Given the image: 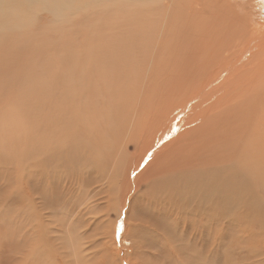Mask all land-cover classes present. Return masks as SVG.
<instances>
[{"label": "bare ground", "instance_id": "obj_1", "mask_svg": "<svg viewBox=\"0 0 264 264\" xmlns=\"http://www.w3.org/2000/svg\"><path fill=\"white\" fill-rule=\"evenodd\" d=\"M59 1L62 9L53 14L67 20L65 23L71 22V14L75 20L86 4ZM130 1L125 2L132 3L131 7L134 1L143 4L139 17L137 10H132V18L127 17V21L124 18L118 26L109 23V48L104 42L101 45L95 32L90 35L86 30L89 35L86 34L84 27L78 29L72 47L58 45L56 58L61 59L55 60L67 62V72L75 70L81 78L68 81L72 83L67 86L77 100L76 109L73 106L71 111L75 110V114L65 115V122L59 119L58 124L52 114L46 129L43 127L45 131L37 130L42 142H35L38 135L30 127L33 131L28 136L15 134L12 151L7 148L9 155L0 150V179L12 177L11 183L20 179L17 186L6 189L7 197L1 193L16 212L12 220L18 231V247L10 246V253H18L16 261L4 257L3 262L7 247L3 245L10 243L0 240V264H8V260L10 264H70L68 255L72 252L66 255L62 243L47 235L44 219L25 225L22 214L27 212L36 222L37 200L44 197V201L50 194L54 202L59 187L71 191L77 182L93 190L92 198L99 197V193L109 191L102 190L103 184L108 188L111 179L106 174L115 171L122 178L118 179L120 188L115 193L118 214L112 229L122 225L126 206L131 207L142 196H155L147 206L152 211L148 215L151 230L167 234L169 231L162 227L168 221L173 225L169 226L173 228L171 234L160 244L161 256H157L163 259L161 264H222L228 234L237 235L230 240V246L243 250L241 236L251 233L258 220L264 221V20L259 21L258 14L264 9V0ZM37 7L43 5L38 3ZM115 34L118 37L114 38ZM45 46L49 45L39 47ZM239 61L243 67L237 75ZM20 63L12 65L24 66ZM54 67L49 62L50 74ZM49 75L44 78L48 85L52 84ZM26 86L29 89L27 81ZM32 86L39 88L38 84ZM48 89V96L54 95L53 88ZM95 162L100 174L94 171ZM40 168L42 172L38 173ZM25 169L29 170L24 174ZM10 171L14 176L8 175ZM23 176L32 177V183L24 184ZM44 183L47 192L40 196ZM30 185L34 192L25 195ZM106 198L107 195L100 196L105 203L109 200ZM120 206L123 208L119 212ZM212 225L213 238L209 242L203 236ZM36 230L34 237L31 231ZM122 235L119 238L116 231L113 240H121ZM173 238L176 245L171 249ZM25 246L29 248L26 256ZM116 250L117 253L111 250L101 255L104 259L100 262L109 264L113 254L118 258L121 247ZM37 254L39 260H34ZM138 259L131 263L144 264ZM120 264L126 263L122 260Z\"/></svg>", "mask_w": 264, "mask_h": 264}, {"label": "rangeland", "instance_id": "obj_2", "mask_svg": "<svg viewBox=\"0 0 264 264\" xmlns=\"http://www.w3.org/2000/svg\"><path fill=\"white\" fill-rule=\"evenodd\" d=\"M74 1L75 3L80 2L81 4L85 2L86 4L82 6V10L78 13L77 15L78 17L75 20H74V15L72 14L69 15L71 16V18H73L71 22L69 21L71 23L70 25V23H65L67 22V20H65L63 17L58 18L53 14L62 9L60 8L61 6L59 0H43L40 2L36 0H0V150L4 151V153L7 155H9V152L7 151L8 147L10 148V152L12 151V145L14 142L13 138L15 134L21 133L23 137H25L26 135L28 136V134L31 131H33L31 130L30 127H34L35 128L34 134L36 135L38 133L37 130H42L43 132L45 131L48 123V119L49 120L52 119L53 116L57 117L56 120L58 124L59 122L66 120L65 115L71 114L73 116L75 114V110L74 112L71 111H73V108L76 109L77 100L73 97L72 94L69 93V90L71 88H68L67 86L70 83H72L68 81L78 80L80 78L79 77L80 75L75 73L76 72L75 70L74 71L70 70L69 72H67L66 70V67L68 65L67 62L66 63L63 62L64 63L63 64L55 60V59H61V57L56 58V56H58V49H57L58 45L63 43L64 45L68 44V47L70 46L72 47V45L77 41V36L79 33L78 29H83L82 27H84L86 34L90 32L89 34L91 35L93 32H95V35L96 34L98 35V36L96 35V38L98 37V41L100 39L101 45L104 42L103 45L105 46V48H109L112 44V37H109V34H107L110 24L113 23L118 26V24L121 23L120 21H122L124 18L125 21H127L126 20L127 17L128 19L132 18L130 16L132 10L133 11L137 10L136 16L138 19L139 14L141 12V10L139 11V9H141V7L143 6V4L134 1L135 3H133L132 6L134 8H132L131 7L132 3H130L131 2L130 0H129L130 2L128 3L125 2L126 0H123V2L126 3L127 7L123 5V2H118L119 0H117V2L116 0H74ZM38 3L42 4L43 7L42 8L37 7ZM120 6L123 8H121ZM110 9L112 10L110 11ZM258 14H259V21H261V19L264 20L262 18V16H264V9L259 10ZM107 17H109L110 19H108ZM62 20H64V22ZM80 20L81 23L79 24L78 21ZM261 22L264 24L263 21ZM139 23L142 24V21ZM102 28L105 29V31H103ZM86 30H88L89 32H87ZM98 32H101V36ZM101 37L104 38L101 39ZM116 37H118L117 34L114 35V38ZM20 38L22 41L20 40ZM105 40L110 42L107 41L105 42ZM117 40L118 38L116 39V42ZM44 45H49V46H45L44 49H41L40 47ZM64 45H61L60 47L67 50L70 49L66 46L64 47ZM44 50L46 51V53ZM94 50L92 51V53L94 52ZM28 51L32 52L30 56ZM26 52H28V54ZM45 54L47 55L46 60L43 57L45 56ZM93 54H95V52ZM49 55H51L52 58L49 57ZM71 56L73 55H70L68 57ZM53 60H55V62ZM15 62L18 63L21 62L20 64H22L23 62L24 66L20 67L18 65L17 66L12 65V63L14 64ZM45 62L47 65H45ZM49 62L54 63L56 66L54 67V71L51 72V74L48 72L47 69ZM242 67H243L242 61H239L235 71L237 75H239ZM56 68L59 69L58 71L59 73L57 72L58 69ZM223 71L224 70H222V75L224 74ZM47 74L48 75L50 74L49 76L52 79V81H50L48 78L47 80L52 82V84L50 83L48 85L47 81L45 80L46 79L45 76ZM231 74L232 73L230 72V74H227V76L229 77L231 76ZM216 76L219 77L220 75H216ZM26 81L28 82L29 89L26 86ZM33 83L34 85L38 84L39 88L34 89L32 86ZM41 83L44 84L42 85ZM59 85H61V87ZM6 86L9 88H7ZM48 86L53 88L54 95L52 94V96L54 97L48 96L49 94ZM5 87L7 89H4ZM67 103H68V107L66 106ZM70 104L73 105H71L70 107L69 106ZM59 119H61V121ZM47 133L48 130L45 133L46 136ZM40 134H37L39 139L37 138L35 142H42V140H40L41 139ZM12 157L14 156L12 155ZM27 159H28L27 168H29L30 159L28 157ZM13 164L14 163H9L8 165L12 166ZM95 164L96 166L94 171L100 174L99 165L97 162H95ZM6 170L8 171L9 169L6 168ZM28 170L25 169L23 173L25 174L26 172H28ZM41 172L42 169L40 168L38 170V173ZM8 175L14 176L13 171H10ZM106 175L109 176L111 179L107 182L108 188H106L105 184H103L102 190L109 189V191L107 193H99L98 195L102 197H105L107 195L106 199H109L107 203L101 201L100 196L92 198L91 194L93 190L87 189L88 187H85L84 183L82 182H77L73 184L71 191L59 187V189L57 190L56 201L51 202L50 194L46 195L47 187L46 184L44 183L45 186H43L42 195L40 196L43 195L46 196L44 201H43L44 197H41L39 200H37L38 203L37 211L39 213V217H37V221L33 222L30 219L28 213L24 212L22 214L24 221L22 222H24L25 225H27L29 222L32 225H35L38 222V220L44 219V226L46 224L48 225L47 235L49 234V236L55 238L57 243L59 242L60 244L62 243L61 245L63 246L64 249L63 251L66 252V255H68L69 252H72L69 253L70 255H68L70 257V264L72 262L74 264L77 263L103 264L102 262H100L104 259L101 255L106 256L107 251H109L110 253L111 250L117 253L116 249L118 246L121 247V254H120L121 256L119 255L118 258H116L115 255L113 254L114 260L111 261L109 264H120L122 260L123 263L132 264L131 262L135 261L137 258H139L138 259L139 262H143L144 264H161V261L163 259L158 258L159 256H161L160 253L162 251L160 244L161 242L162 243L165 242V239L172 232L173 228L169 227V226L173 227L171 221H168L167 226L165 225L162 227V229H167L169 231V233L167 234H161L163 232L161 230H157V229L151 230L153 228V224L151 223V219L148 215H152V211L147 206L151 201L154 200L155 196H153L152 194H149L148 196L145 197L142 196V198H139L140 201L134 204L132 203L131 207L127 208L126 206L124 209L126 210L125 212L124 210H122L125 215L124 217L122 216L123 218L122 230L119 232V238L121 237L122 233L123 235L121 240L120 239L119 241H116V239L113 240V233H115L117 231L116 228H118V225H116L114 229H112L113 225L117 220V214H118V210L115 208L117 202V200L115 199V193L119 191L120 181L118 179L122 178V175L121 173L116 171L114 172V174L107 173ZM22 179L24 184L32 183V177L23 176ZM12 180H13L12 177L9 176L0 179V221L5 222L3 224H0V228H1L0 235L2 237V239L0 240L2 241L4 240L10 243L3 245V246H7L3 258L12 257L13 261H16V256L18 251L12 254L10 253V246L18 247V242H17L18 231L15 230V223L13 222L14 219L12 220V218L15 217L16 212H13L12 206L8 205L11 204V201L9 202L5 201L1 195V193L4 192L3 193L5 194L4 196L7 197L6 189L10 187H15L20 182V179H18L15 183L13 182L11 183ZM89 187L91 188V186ZM26 188L29 191L25 195L32 194L34 192L33 185H30L29 187ZM95 191L101 192L99 188H95ZM48 201H50V203L47 206L46 203ZM122 208L123 207L120 206L119 212ZM261 218L263 217L261 216ZM158 221L155 224V227L157 226ZM19 222H21V219H19ZM37 231L38 230L33 232L31 231L34 237L36 236ZM213 231H214V226L212 225L209 231L203 236V238L211 242L213 238ZM39 232L41 231L39 230ZM43 232H45V228H43ZM250 232L251 233L248 234L247 231L244 235L241 236L242 239L241 241L243 243L242 246L243 245L245 246L243 250L235 249L232 246H230L232 244V241L230 240L234 239L237 235L235 233L234 234L231 233L230 235L228 234V237L226 239L227 244L226 246L224 245V248H222L224 254L222 258V264H264V221L258 220L256 225H253L251 227ZM129 236L131 237V239L129 238ZM250 240H252V242ZM94 241L96 242L94 243ZM111 241H113V243ZM133 243H136L137 246L133 247ZM129 244H131L132 246H129ZM175 245H176V238H173V242H171L170 248L172 249ZM146 247L149 248V250ZM7 248L9 251L7 250ZM139 250L141 251L140 253ZM24 252H25V256L29 254V248L27 246L24 247ZM157 254L159 256H157ZM141 257H144V260ZM146 257H150V258H146ZM5 258L3 259V262ZM34 260H39V254L36 255ZM72 260H75L76 263L75 261ZM157 261L158 262L160 261V263H157ZM11 262H12L11 260H8V264H10Z\"/></svg>", "mask_w": 264, "mask_h": 264}, {"label": "snow or ice", "instance_id": "obj_3", "mask_svg": "<svg viewBox=\"0 0 264 264\" xmlns=\"http://www.w3.org/2000/svg\"><path fill=\"white\" fill-rule=\"evenodd\" d=\"M122 230V225L117 228V235H119V232Z\"/></svg>", "mask_w": 264, "mask_h": 264}]
</instances>
